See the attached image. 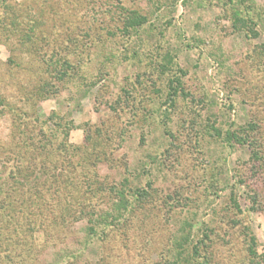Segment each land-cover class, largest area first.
<instances>
[{
	"label": "rangeland",
	"instance_id": "rangeland-1",
	"mask_svg": "<svg viewBox=\"0 0 264 264\" xmlns=\"http://www.w3.org/2000/svg\"><path fill=\"white\" fill-rule=\"evenodd\" d=\"M46 144L61 179L104 189L79 184L72 214L108 211L113 187L135 213L102 239L54 226ZM83 145L86 163L66 151ZM0 184V264H165L186 238L195 264L263 262L264 0H0ZM41 193L53 216L20 217Z\"/></svg>",
	"mask_w": 264,
	"mask_h": 264
},
{
	"label": "trees",
	"instance_id": "trees-1",
	"mask_svg": "<svg viewBox=\"0 0 264 264\" xmlns=\"http://www.w3.org/2000/svg\"><path fill=\"white\" fill-rule=\"evenodd\" d=\"M139 20H142V21H140V24L142 22H144V20L142 18H139ZM134 21H135V18L132 19V22H130V24H133L132 26L138 25V22L137 21L134 22ZM175 93H176V90H174V95H176ZM89 141H90V138L88 135L86 138V142L89 143ZM40 146H43V147H39L41 149V151H40L41 153L36 155L35 156L36 158L33 159V161H35L38 157V159H39L38 166L35 164L33 170H35V168H37V169H39V171L41 173H42V170L44 172H47L46 174L50 173L51 176L48 175V177L49 178L52 177L51 185H55L57 183L59 186H61L62 184L65 185V186L62 185L63 186L62 190L64 192V193H62L63 201H62V199H60L59 200L60 202L57 205V207L59 208V213L56 215V217L53 218V220L51 222V223H54V226L56 224L60 226L61 223L62 224L64 223V220H65V222H67V221L77 222V221H80L86 217L87 221L89 223V226L86 229L88 234L90 236L100 237L102 239L101 236L103 234H105L106 229H108L109 227L111 228V227H115V226H120L121 223L124 221V219L127 218V215L129 216V215H131V214L133 215L135 213L136 209L133 208L131 202L126 198V196L128 194V193H126V192H128L126 190V188H124V187H121V188L113 187L112 189L111 188L107 189V191L109 194H113L117 199L113 201L112 207L108 211L97 212L95 209V206L85 205V206L80 207L78 212L73 211L74 214H72L71 205L73 202H70L69 200L72 198L74 199L72 193L74 191H76L77 186L79 184H80V188H83V190H82L83 194H89V192L90 193L91 192L92 193L101 192L103 194L104 189H102L100 187L99 189L97 188L96 191H93V190H95V188L93 189L94 183L91 180V178L89 177V175H90L89 173H85L82 177H79L78 178L79 182H77L74 175H69V174H68V176H65V178L61 179V176H62L61 172L62 171L57 172L56 166L53 164V161L51 159H49L51 155L45 149V146H47V144L46 145H40ZM85 149H87V146H85V145H83L82 147H77V148L72 147V146L66 147V151L69 152L68 154L71 153V155H72V154L81 152V154L84 156V157L82 156V162H84V163H86L85 162L86 161L85 153H84V151H86ZM36 151H38L37 148H35L33 152L35 153ZM103 156H104V154L101 153L99 158H97L98 161L102 162L104 160ZM46 162H47V164H46ZM27 170L28 169L26 167H23V169L18 167V168H15L14 170H12L10 172V174H13V177H14V179H12L13 184H16L18 186H20V185L22 186L23 181L28 182L29 176L26 173L29 171H27ZM74 170H75L74 168H73V170H71V172L73 174H74ZM31 173H32V171H31ZM0 185H2V184H0ZM39 185H40L39 182L36 179H34V182L31 186L38 188ZM134 191L136 192L138 190H134ZM132 193L134 194V192H132ZM142 193L140 194L141 199L146 197V194H144V191H142ZM0 195H3V198L0 200L1 222L2 223L5 222L4 225H6V224L8 225L11 222L10 218L8 216L9 215L8 210H11V208L13 209V206L11 205V203L8 199V193H6V190H4L1 186H0ZM135 195L137 196V192ZM43 197H44V194H42V193L38 194L35 197L37 203H34L33 201H29L30 199L27 200V202H29V204H27L25 201V205H23V207H22L23 208V211L21 212L22 215H21V213H18L20 215V217L21 216L23 217V215L28 217V218L30 216H32L33 212L29 213L31 210L30 211L26 210L27 207H29V209H32V208L35 209L36 208V209L40 210L37 213L38 215L37 214L34 215L33 219L35 217L40 218V215H41V218H44V212H43L44 210L48 215L53 216L51 213H53V211L55 210L56 207L52 205L53 204L52 202L50 205H47L48 203H46V201L44 200ZM51 206L54 207V210H53V208H51ZM23 212H25V214H23ZM69 216H71L72 218H70ZM31 222L32 221H29V219L27 220V224H26L27 229H25L26 233H24V236L26 238H30V237L32 238V234L34 232L33 231L34 230L33 225L35 224V222H33V225H30V224H32ZM14 224H15V222H14ZM19 228L20 227H16L15 232H17V230H20ZM187 239L188 238L185 239V241H184L185 243H183L181 245L173 246L174 248L172 247L174 250L177 251V253L174 256V259L172 262H166L165 264H195V262L192 259L193 257L188 256L187 254H185V251H184L185 250L184 246L188 241ZM27 251H28V253L32 252L30 249H27ZM263 259H264V257H263ZM68 260H70V259H68ZM263 262H264V260H263ZM263 262L257 263V261L252 260L253 264H261V263L263 264ZM53 264H59V263L54 262Z\"/></svg>",
	"mask_w": 264,
	"mask_h": 264
}]
</instances>
